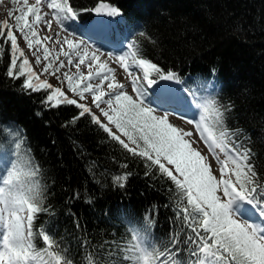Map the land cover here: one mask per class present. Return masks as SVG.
<instances>
[{
	"label": "snow or ice",
	"instance_id": "snow-or-ice-1",
	"mask_svg": "<svg viewBox=\"0 0 264 264\" xmlns=\"http://www.w3.org/2000/svg\"><path fill=\"white\" fill-rule=\"evenodd\" d=\"M17 3L11 0L13 6ZM83 12L121 14L103 2L77 9L70 0H22L18 9L8 10V19L0 20V63L10 79L22 80V89L44 92L46 109L75 108L64 126L88 119L129 157L140 159L146 176L155 173L171 181L180 231L163 241L125 218L130 239L95 247L84 241L78 250L66 247L63 238L45 227L37 231L39 215L51 214L45 206L47 186L18 127L11 126V144L0 137V157L15 146L11 159H0V264H264V175L257 170L253 149L240 140V130L227 123L234 105L215 94L197 96L186 87L189 100L179 89L168 88L162 82H185L144 55L137 37L155 41L143 30L118 52L102 51L82 39L69 22L78 21ZM104 23L98 20V29ZM45 75L62 86L41 80ZM192 83L202 91L212 86L206 77ZM181 102L186 107L172 106ZM171 117L194 131L174 124ZM200 142L208 156L196 147ZM129 175L114 176L113 184L124 187ZM146 220L151 224V216Z\"/></svg>",
	"mask_w": 264,
	"mask_h": 264
},
{
	"label": "trees",
	"instance_id": "trees-1",
	"mask_svg": "<svg viewBox=\"0 0 264 264\" xmlns=\"http://www.w3.org/2000/svg\"><path fill=\"white\" fill-rule=\"evenodd\" d=\"M70 2L77 9L101 2L117 7L121 14L114 20L134 34L145 31L155 41L137 37L145 56L181 78L206 77L210 94L234 105L227 123L240 130V140L253 149L257 170L264 175V0ZM92 14L83 12L80 19ZM5 71L0 63V137L9 144L11 126L18 127L47 186L45 206L51 214L39 215L37 231L45 227L55 232L73 250L84 241L95 247L130 239L125 218L163 241L180 231L171 181L155 173L146 176L140 159L129 157L88 119L64 126L75 108L46 109L41 103L44 92L22 89V80L10 79ZM191 88L199 94L196 84ZM123 163L127 169L120 167ZM125 172L130 174L125 186H115L113 177Z\"/></svg>",
	"mask_w": 264,
	"mask_h": 264
},
{
	"label": "rangeland",
	"instance_id": "rangeland-1",
	"mask_svg": "<svg viewBox=\"0 0 264 264\" xmlns=\"http://www.w3.org/2000/svg\"><path fill=\"white\" fill-rule=\"evenodd\" d=\"M29 3H30V2H29ZM31 3H34V0H31ZM31 3H30V4H31ZM21 4H22V0H18V3H17L15 6H13V5L11 4V0H3V2L0 3V20L8 19V17H7V12H8V10H9L10 8H12V7H15L16 9H18V8L21 6ZM11 22H12V21H10V23H11ZM53 29H54V30H58V29H56V27H54V26H53ZM41 35H48V33H47V32H43V33H41ZM21 47H22L25 51H27L26 46L24 45V42H23L22 40H21ZM28 58H29L30 61L33 60V58H32L30 55H29ZM34 70L37 71V72H40V71H41V69H40L39 67H35ZM73 71H75V69H73ZM118 75L121 76V77L124 76V73H123L122 69H121V70H118ZM40 79H41V80L47 79L50 83H52L53 85H56V86H58V87L62 86V85L58 84L57 81L55 80V78L52 77L51 75L41 76ZM69 95H71V93H69ZM171 119H172V122H173L174 124L178 125L179 127L183 128L184 130H186V131H194V127H193L192 125H190V126H191V127H190L189 124H187V123L184 122V121H181V120L177 119L176 117H171ZM196 147L199 148L198 144H196ZM199 149H200V148H199ZM200 150H201V149H200ZM201 151H202V150H201ZM202 152H203V151H202ZM203 153H204L205 156H207V155L205 154V152H203Z\"/></svg>",
	"mask_w": 264,
	"mask_h": 264
},
{
	"label": "bare ground",
	"instance_id": "bare-ground-1",
	"mask_svg": "<svg viewBox=\"0 0 264 264\" xmlns=\"http://www.w3.org/2000/svg\"><path fill=\"white\" fill-rule=\"evenodd\" d=\"M55 31V30H54ZM49 34V33H48Z\"/></svg>",
	"mask_w": 264,
	"mask_h": 264
}]
</instances>
